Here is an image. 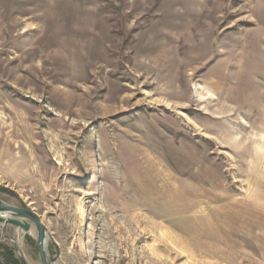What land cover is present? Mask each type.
<instances>
[{"label":"rangeland","instance_id":"rangeland-1","mask_svg":"<svg viewBox=\"0 0 264 264\" xmlns=\"http://www.w3.org/2000/svg\"><path fill=\"white\" fill-rule=\"evenodd\" d=\"M0 202L55 264H264V0H0Z\"/></svg>","mask_w":264,"mask_h":264},{"label":"water","instance_id":"water-1","mask_svg":"<svg viewBox=\"0 0 264 264\" xmlns=\"http://www.w3.org/2000/svg\"><path fill=\"white\" fill-rule=\"evenodd\" d=\"M0 225H11L28 233L32 227L36 229V245L40 264H55L57 257L49 260L46 254L48 233L41 217L31 209L18 208L0 202ZM17 251V248L15 249Z\"/></svg>","mask_w":264,"mask_h":264},{"label":"trees","instance_id":"trees-1","mask_svg":"<svg viewBox=\"0 0 264 264\" xmlns=\"http://www.w3.org/2000/svg\"><path fill=\"white\" fill-rule=\"evenodd\" d=\"M1 247H2V250L4 251L3 254L1 255L4 260V264H21L15 258L14 252L12 251L11 248H8L7 246H1Z\"/></svg>","mask_w":264,"mask_h":264},{"label":"crops","instance_id":"crops-1","mask_svg":"<svg viewBox=\"0 0 264 264\" xmlns=\"http://www.w3.org/2000/svg\"><path fill=\"white\" fill-rule=\"evenodd\" d=\"M8 227H10V226H8ZM12 229H13V230H12ZM12 229H11V230L7 229L6 232H8V231H10L11 233H12V232H15V233L21 232L20 230H17V229L14 228V227H13ZM22 233L24 234V232H22Z\"/></svg>","mask_w":264,"mask_h":264},{"label":"bare ground","instance_id":"bare-ground-1","mask_svg":"<svg viewBox=\"0 0 264 264\" xmlns=\"http://www.w3.org/2000/svg\"><path fill=\"white\" fill-rule=\"evenodd\" d=\"M226 100H228L229 98L228 97H224Z\"/></svg>","mask_w":264,"mask_h":264}]
</instances>
